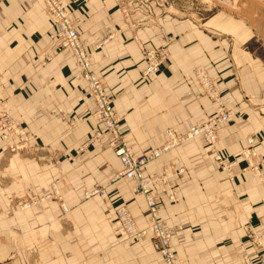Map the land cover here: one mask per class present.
I'll use <instances>...</instances> for the list:
<instances>
[{"label": "crops", "instance_id": "1", "mask_svg": "<svg viewBox=\"0 0 264 264\" xmlns=\"http://www.w3.org/2000/svg\"><path fill=\"white\" fill-rule=\"evenodd\" d=\"M60 1L78 23L93 70L114 97L139 154L161 146L168 127L185 130L216 112L192 74L195 66L204 65L222 88L234 83L233 52L209 31L224 30L225 15L204 22L207 29H202L179 0L167 10L155 0ZM55 30L42 0H0L1 107L23 121L28 145L20 149L34 154L5 153L6 145L19 138L4 140L0 133V262L16 254L8 264H165L150 237L129 243L114 229L120 206L140 226L149 225L147 201L133 192V181L109 182L111 207L98 195L86 198L112 178L120 159L99 145L87 148L81 163L74 159L98 127V110L86 82L73 77V56L59 53L48 64L40 63ZM149 48L165 49L167 56L160 71L145 78ZM228 105L236 116L222 129L217 149L239 157L248 136L255 134V150L264 159V109L248 107L237 91ZM167 163L186 168L177 181L178 202L155 189L160 218L174 228L177 256L186 264H244L246 252L256 259L246 228H264V181L238 170L232 184L199 138L145 165L144 177L161 174ZM52 180L67 213L51 199L28 209L11 202L24 190L48 194Z\"/></svg>", "mask_w": 264, "mask_h": 264}, {"label": "built area", "instance_id": "2", "mask_svg": "<svg viewBox=\"0 0 264 264\" xmlns=\"http://www.w3.org/2000/svg\"><path fill=\"white\" fill-rule=\"evenodd\" d=\"M44 1L49 9L48 12L55 20L56 30L50 33L49 41L41 51L40 63L42 65L48 64L59 53L73 56L76 66L73 77L86 81L90 96L94 100L98 110V128L79 147L76 154L79 155L87 148L96 145L109 146L115 152L120 159L121 169L114 175L113 181L126 177L134 182L133 191L144 195L147 200L150 221L149 225L141 228L138 226L131 211L126 206H120L116 208V215L122 229L133 240L142 241L146 237H150L155 248L162 255L165 264H184L183 260L177 256L172 248L174 228L160 218L159 202L155 195V189L159 188L171 202L179 201L180 194L177 181L186 174V168L176 167L167 163L164 165L161 174L146 178L143 175V167L166 152L172 151L179 145L195 138L201 139L206 146L214 151V159L232 182H235L238 170L246 172L252 167L254 169L259 168L261 164L264 165V159L258 158L257 161L253 162L250 159V155L248 156L249 152H251L249 149L243 150L240 156L236 158L227 157L217 149L221 131L233 120L236 111L227 108L222 97V91H218L211 78L204 74L200 68L197 70L199 81L205 87V94L216 102V112L202 123L191 125L185 130H181L178 127H168L165 130L166 140L161 146L151 149L144 154L137 153L134 148V142L126 134L128 128L125 127L115 110L114 98L106 90L104 79L96 75L92 69L91 56L80 37L77 22L70 19L65 6L59 0ZM157 2L164 8L169 4V0H157ZM160 52L163 51L157 48L146 49L147 67L143 73L145 78L160 71L161 65L166 58ZM20 123H22L21 120L14 121L12 119L8 123L6 122L12 133L11 135L17 134L19 139L28 140L26 129L24 125L23 129H20ZM250 142L255 143L254 140ZM253 154L254 156L256 155V153ZM97 193L108 196L105 187H98L91 191V193L87 192L86 196ZM51 198H55L60 202L64 212L69 210L63 201L58 184L55 182L51 185V192L41 198L40 202ZM244 256L246 264H264V252L262 250L258 251L256 259L249 255L248 252L244 253Z\"/></svg>", "mask_w": 264, "mask_h": 264}, {"label": "rangeland", "instance_id": "3", "mask_svg": "<svg viewBox=\"0 0 264 264\" xmlns=\"http://www.w3.org/2000/svg\"><path fill=\"white\" fill-rule=\"evenodd\" d=\"M155 1L157 2V0H155ZM172 1L173 0H169V4L165 8L163 6H161V7L164 8V10H167L170 7V5L172 4ZM179 1L184 3V6H186V8L189 10L190 13L194 12V14H195L194 17L196 18V19H194V21L202 29H207V27L204 25V22H208L211 18H213L215 16L217 17L219 15L220 16L225 15V17L227 19V25L226 26L223 23L217 22L218 25L223 24L221 26L225 27L224 30H220V31L215 30L214 31L213 27H210L209 31H210V35H212V37L214 39H216L219 42H225L226 44H228V46L230 47V50H229L230 55L233 52L232 53L233 56H231V63H232V69H233L232 71L234 74V83L231 86L227 85L228 87L222 88V86H220L218 84L217 79L215 77H213L208 72V69L204 65L198 64L197 66H195L193 68L192 74L195 76V78L199 82L198 86L200 87L201 91L203 93H206L205 87H203V85L200 83L199 77L197 75V70L199 68L201 69V71H203L204 74L208 75L211 78V80L213 81V84L218 89V91L219 92L222 91V93H223L222 97L224 99V102H225V105L227 106V108H231L233 111H235L234 108H232L228 105V101L232 98V94L234 93V91H237L242 95L243 99L248 104V107L255 108V109H257V108L264 109V0H182V1L179 0ZM46 11H48V10H46ZM52 19L55 23L54 18H52ZM77 27L79 28L78 23H77ZM79 33H80V31H79ZM80 37H81V35H80ZM82 41H83V39H82ZM83 43H84V41H83ZM158 50H160V49L158 48ZM231 50H232V52H231ZM235 50H236V52H235ZM160 53H162L164 55V58L167 56L165 49L163 52H160ZM234 53H235V56H234ZM92 69H93V64H92ZM86 86H87V84H86ZM205 95H207V94H205ZM256 95L259 98V102L257 101V99L254 98ZM211 100L215 103V107L217 109L216 102L213 99H211ZM10 119H12L14 121L21 120L20 118L13 117L9 112L4 110L1 107V102H0V133H1L2 139H4V140L11 139V138L15 139V137L19 138V136L17 134L11 135L12 133H11L10 129L8 128V125L6 124V122L8 123V121ZM233 120H234V118H233ZM21 122L22 123H20V125H21L20 129H23L24 123L22 120H21ZM125 127H127V126L125 125ZM97 128H96V130H97ZM129 133H130V131L128 128L126 134H128V138L131 139L129 137ZM220 139H221V137H220ZM252 139L255 141V134H250L248 136V145L243 150H245V149L251 150V152H249L248 156L250 155V159L253 162H255V161H257L258 158L260 159L261 156H259L257 151L255 150L254 144L256 142L255 143L250 142V141H253ZM26 145H28V142H27V140H24V139H19V141L8 143L6 145V148H5V153L12 154V153H18L19 152L21 155L33 157L34 154L31 152L33 150H28V151H30L28 153V152L20 149V148L24 149ZM100 147H102L104 149L109 148V146H103V145H101ZM109 149H111V148H109ZM209 149L212 150L211 148H209ZM83 153L84 152H81V154H79L74 159L77 160L79 163H81L82 161H84V159H83L84 156L82 155ZM253 153H256V155L254 156ZM171 165H173V164H171ZM120 169H121V167L119 169L113 171V173H112L113 176L108 182L101 183V184L97 185L94 189H96L98 187H105V190L108 193L109 182L110 183L114 182L113 181L114 175H116L120 171ZM163 169H164V166H163ZM256 171H257V173H256ZM246 172L251 173L252 176L259 179L261 182L264 181V165L263 164H261L259 166V168H256V169H254L252 167ZM226 177H227V174H226ZM227 179H228V177H227ZM53 182L57 183L55 180H52L49 183L50 188H51V185ZM231 183L234 184V182H232V181H231ZM28 191L29 190H27V191L24 190L19 195L11 196L10 197L11 202L12 203L16 202V204L18 203L19 204L18 206H20L21 209H28V208H31L33 205L39 203L40 199L45 196V195H42V196L29 195L27 193ZM89 193H91V191ZM136 194L142 195L140 193H136ZM95 195L100 196L103 199L104 203L107 204L108 207H111L109 196H106L102 193L89 194V196H86V198H91ZM142 196H144V195H142ZM47 200H50V199H47ZM47 200L41 201L40 203H44ZM51 200H56V199L51 198ZM56 201H58V200H56ZM63 201H64V198H63ZM67 212L63 211L64 214ZM148 214H149V212L147 211V215ZM117 222H118V224H117V226L115 225L114 229L116 231L117 230L120 231L123 235H125V237L129 243H137V242L141 243L147 238L146 237L142 241H137V240L131 239L129 234H127L122 229L118 218H117ZM138 226H140V225L138 224ZM247 226L248 225H246L245 228ZM140 227L144 228L146 226H140ZM246 229H247L248 234H249V241H251V243L255 246L254 248L256 249V251L262 250L264 252V228L257 229L254 227H250V228H246ZM16 257H17L16 254H11L5 261H1L0 263L8 264L9 262L13 261V259H15ZM182 260H183L184 264H186L185 260L184 259H182ZM243 260H244V264H246L244 255H243Z\"/></svg>", "mask_w": 264, "mask_h": 264}, {"label": "bare ground", "instance_id": "4", "mask_svg": "<svg viewBox=\"0 0 264 264\" xmlns=\"http://www.w3.org/2000/svg\"><path fill=\"white\" fill-rule=\"evenodd\" d=\"M43 2H44V4H45V7L47 8L46 10H49L48 9V7H47V4L45 3V1L44 0H42ZM60 1V0H59ZM61 2V1H60ZM62 3V2H61ZM66 9V8H65ZM67 11V10H66ZM48 12V11H47ZM68 13V12H67ZM48 14L50 15V13L48 12ZM69 15V14H68ZM51 16V15H50ZM52 17V16H51ZM70 17V16H69ZM53 18V17H52ZM71 19V18H70ZM55 32V31H54ZM53 33V32H52ZM80 34V33H79ZM86 82V81H85ZM87 84V83H86ZM89 95H90V93H89ZM184 144V143H183ZM182 145V144H181ZM96 146H98V145H96ZM95 147V146H94ZM90 148V147H89ZM177 148V147H176ZM175 148V149H176ZM174 150V149H173ZM213 151V150H212ZM169 152H171V151H169ZM166 153H168V152H166ZM165 153V154H166ZM213 153H214V151H213ZM163 156V155H162ZM160 158V157H159ZM158 159V158H157ZM178 202V201H177Z\"/></svg>", "mask_w": 264, "mask_h": 264}]
</instances>
